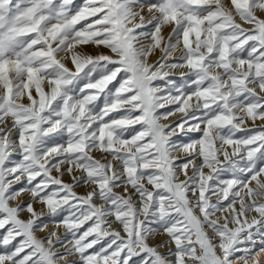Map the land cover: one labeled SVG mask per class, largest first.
<instances>
[{
    "label": "snow or ice",
    "instance_id": "snow-or-ice-1",
    "mask_svg": "<svg viewBox=\"0 0 264 264\" xmlns=\"http://www.w3.org/2000/svg\"><path fill=\"white\" fill-rule=\"evenodd\" d=\"M0 125V264H260L264 0H0Z\"/></svg>",
    "mask_w": 264,
    "mask_h": 264
},
{
    "label": "rangeland",
    "instance_id": "rangeland-1",
    "mask_svg": "<svg viewBox=\"0 0 264 264\" xmlns=\"http://www.w3.org/2000/svg\"><path fill=\"white\" fill-rule=\"evenodd\" d=\"M77 2H79V0H77ZM151 2H152V0H140V3H141V4H148V3H151ZM136 10H139V9H138V6H136ZM141 14L144 15V16L147 18V16H148L147 8H145L144 11H143ZM168 31H169L168 29L165 30V32H164L165 37L167 36V32H168ZM87 50H88V51H92L91 48H89V49H87ZM69 66H70V65H69ZM182 72H186V69H185V70H183V69L170 70V71H169V76H168L166 79H172V80H175V81L179 82V81H180V77H181V73H182ZM158 83L161 85V87H163V81H159ZM161 111H163V110H161ZM182 116H183V114L180 115V116H178L177 118H176V117L173 118V119L170 120L167 124H173V125H174L175 123H177L178 121H180V120L182 119ZM173 122H174V123H173ZM259 123H260V122H257V124H259ZM246 125H247L248 127H251V126H252L251 122H249V121H246ZM178 131H179V130H178ZM190 135H194V134H190ZM174 139H176L178 142H185V141L187 140V137H184L182 134H180V135L175 136ZM179 154H180V153H178L177 155L179 156ZM97 155H98V154H97ZM180 155H182V154H180ZM221 159H222V157H221ZM64 179H65V181H69V177H67V176H65ZM181 179H183V176H181ZM82 188H83V189H82ZM86 190H87L86 187H80V188H77L76 191H77L79 194L83 195V194L86 192ZM117 191H119V189H117ZM212 199L214 200L215 197L213 196ZM28 200H29V198L26 199V200H23V202H24V203H27ZM35 207H36V210H37L38 212L41 210V206H40V207H37V206L35 205ZM237 207H238V205H237ZM253 215H254V214H250V215H249V219H251ZM22 218H25V219H26V218H27V214H26V213H25V214H22ZM64 235H65L64 229L59 230L58 236L63 237ZM42 237H43V236H42ZM164 239H166V237H163V238H156L155 240L152 241V244L160 243V242H161L162 240H164ZM156 240H157V241H156ZM62 250H64V249H62ZM161 251H167V249H161ZM71 259H76V257H75V256H72ZM61 262H62V261H60L59 264H61ZM260 264H264V255H261V257H260Z\"/></svg>",
    "mask_w": 264,
    "mask_h": 264
},
{
    "label": "bare ground",
    "instance_id": "bare-ground-1",
    "mask_svg": "<svg viewBox=\"0 0 264 264\" xmlns=\"http://www.w3.org/2000/svg\"><path fill=\"white\" fill-rule=\"evenodd\" d=\"M158 56H159V52H156V53H154L152 56H150L149 57V62H154L157 58H158ZM183 70H185V69H183ZM180 115H182L181 113H177L176 115H174V116H170L169 118H168V120L167 121H163V123H168L170 120H172L173 118H177L178 116H180ZM250 122V121H249ZM257 122H259V121H257ZM174 123V122H173ZM0 127H3V125H0ZM180 155V154H179ZM83 189V188H82ZM77 190V189H76ZM29 197L27 196V195H25V196H23L22 197V200H26V199H28ZM37 207H40V205H36ZM41 211V210H40ZM61 229H63L62 227L61 228H54L53 227V225L51 224V223H49V227H48V229H46L45 230V232H43V233H37V235L38 236H40V237H42V236H45L46 234H47V232H49V231H52V230H55L56 232H57V235H58V233H59V230H61ZM157 238H163V236H158ZM157 241V240H156ZM151 243H152V241H151ZM63 248H61L60 249V251L61 252H63L64 250H62ZM71 257L72 256H69V257H67V259L65 260V261H62L61 262V264H68V262L69 261H72V260H75V259H71Z\"/></svg>",
    "mask_w": 264,
    "mask_h": 264
}]
</instances>
